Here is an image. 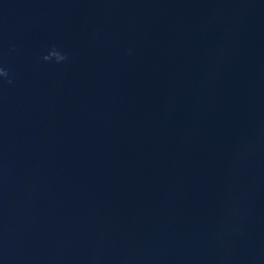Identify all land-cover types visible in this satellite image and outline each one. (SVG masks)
<instances>
[{
    "label": "water",
    "instance_id": "obj_1",
    "mask_svg": "<svg viewBox=\"0 0 264 264\" xmlns=\"http://www.w3.org/2000/svg\"><path fill=\"white\" fill-rule=\"evenodd\" d=\"M0 64V264H264V0H0Z\"/></svg>",
    "mask_w": 264,
    "mask_h": 264
},
{
    "label": "clouds",
    "instance_id": "obj_2",
    "mask_svg": "<svg viewBox=\"0 0 264 264\" xmlns=\"http://www.w3.org/2000/svg\"><path fill=\"white\" fill-rule=\"evenodd\" d=\"M67 59V55L57 50L55 47L51 48L48 53L42 57V60H44L45 62H55L57 64H60ZM12 82L13 80L11 72L9 71V69L0 64V84H11Z\"/></svg>",
    "mask_w": 264,
    "mask_h": 264
}]
</instances>
